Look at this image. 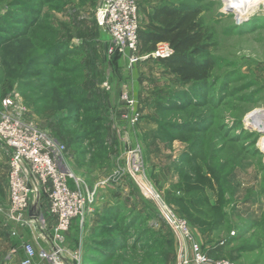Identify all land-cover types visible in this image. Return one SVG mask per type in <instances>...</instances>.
<instances>
[{
    "label": "rangeland",
    "instance_id": "1",
    "mask_svg": "<svg viewBox=\"0 0 264 264\" xmlns=\"http://www.w3.org/2000/svg\"><path fill=\"white\" fill-rule=\"evenodd\" d=\"M101 1L0 0V102L12 97L65 145L88 199L57 242L63 257L192 264L198 245L214 259L264 264V128L247 118L264 111V0H250L260 4L251 16L246 0L239 12L224 0H137L142 25L160 2L203 7L217 66L200 85L157 59L130 65L109 51ZM8 162L0 147V264L22 247L6 201ZM183 223L185 239L174 226ZM43 229L55 245L45 223L34 228L38 245L27 242L40 258Z\"/></svg>",
    "mask_w": 264,
    "mask_h": 264
},
{
    "label": "built area",
    "instance_id": "2",
    "mask_svg": "<svg viewBox=\"0 0 264 264\" xmlns=\"http://www.w3.org/2000/svg\"><path fill=\"white\" fill-rule=\"evenodd\" d=\"M225 9L235 11V8L228 5H225ZM97 21L111 36L109 51L126 54L130 65L145 59L168 58L174 52L168 43H159L153 52L140 53L141 20L137 0H102L97 10ZM17 109L12 97L0 102V142L10 150L9 216L20 224L32 226L44 224L45 219L42 215L31 217L28 212L34 202L40 201V196H45L49 202V214L55 220L53 226L55 245L50 250L43 249L41 258L51 264H68L57 242L69 230L72 221L84 215L88 199L79 188L76 176L68 170L65 145L29 121ZM24 214L27 216L26 220L23 219ZM174 226L177 230L180 227L184 237L188 233L184 223ZM24 249L26 257L22 264H33L35 257L33 245L27 243ZM193 256L192 264H239L227 258L214 259L203 253L198 245L193 247ZM185 264H188V260Z\"/></svg>",
    "mask_w": 264,
    "mask_h": 264
},
{
    "label": "trees",
    "instance_id": "3",
    "mask_svg": "<svg viewBox=\"0 0 264 264\" xmlns=\"http://www.w3.org/2000/svg\"><path fill=\"white\" fill-rule=\"evenodd\" d=\"M202 11L201 5L160 2L153 7L149 21L139 29L140 53L153 52L159 43L171 46L173 54L157 61L183 84L207 83L217 66L212 54L214 34L201 18Z\"/></svg>",
    "mask_w": 264,
    "mask_h": 264
},
{
    "label": "crops",
    "instance_id": "4",
    "mask_svg": "<svg viewBox=\"0 0 264 264\" xmlns=\"http://www.w3.org/2000/svg\"><path fill=\"white\" fill-rule=\"evenodd\" d=\"M0 147L3 149L5 155L9 159L10 158L9 157V152H10L9 148L6 145H4L3 143H1V142H0ZM8 169H9V166L5 170L7 172V178H6V181H5V186H6V190H7L6 201H7V204L10 205V191H9V186H8V176H9ZM39 200H40L39 202L38 201H36V202H38L39 215L40 216L42 215L44 217V219H45V227L46 228H47V226H52L53 227L54 224H55V220L49 214V202H48V200L46 199L45 196H40ZM28 215H29V212H28ZM35 227L36 226H32V225H28V224H27L26 227H25V225H22V224L21 225H15V228H13V231L15 232L13 234V236L16 237L15 241L18 242L22 247L19 250V252H17L16 254H14L12 256L10 261L6 262V264H22L23 259L26 257V252H25V249L23 247V244H27V242H29V243L31 242L33 244L38 245V237H37L38 234L34 230ZM2 231L7 232L4 229H2ZM44 231L45 232L43 234L42 233L40 234V236H41V244H39L40 245V251L42 249L50 250L53 247L51 232L50 231H46V230H44ZM4 239L5 238L2 237L0 242H5ZM33 260H34L33 264H50L46 259H41L39 254H36L35 257L33 258Z\"/></svg>",
    "mask_w": 264,
    "mask_h": 264
},
{
    "label": "bare ground",
    "instance_id": "5",
    "mask_svg": "<svg viewBox=\"0 0 264 264\" xmlns=\"http://www.w3.org/2000/svg\"><path fill=\"white\" fill-rule=\"evenodd\" d=\"M241 1L242 0H226L225 2L234 6L235 11L239 12L242 10V8L238 7L240 5L238 3H240ZM246 3H248V5L251 7V11L249 13H246L248 16L254 15L260 7L259 2H251L250 0H246ZM242 13H240V14L242 15ZM247 118L253 124V126H255L259 129L264 128V120H262V118H264V111L263 110L253 112L250 115H248ZM262 143L264 144V137L262 138ZM179 230H180L181 237L184 238L183 237L184 233L181 232L180 228H179Z\"/></svg>",
    "mask_w": 264,
    "mask_h": 264
},
{
    "label": "water",
    "instance_id": "6",
    "mask_svg": "<svg viewBox=\"0 0 264 264\" xmlns=\"http://www.w3.org/2000/svg\"><path fill=\"white\" fill-rule=\"evenodd\" d=\"M29 215H30L31 217H38V216H40V215H39V209H38V202H35V203L31 206V208H30V210H29Z\"/></svg>",
    "mask_w": 264,
    "mask_h": 264
}]
</instances>
